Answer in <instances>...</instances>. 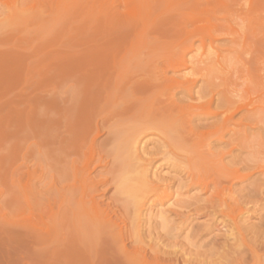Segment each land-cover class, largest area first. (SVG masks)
I'll list each match as a JSON object with an SVG mask.
<instances>
[{
	"label": "rangeland",
	"instance_id": "1",
	"mask_svg": "<svg viewBox=\"0 0 264 264\" xmlns=\"http://www.w3.org/2000/svg\"><path fill=\"white\" fill-rule=\"evenodd\" d=\"M17 6L30 17L19 13L20 19L7 22L9 7ZM0 30V39L11 44L0 47V264H86L63 241L61 215L63 146L84 132L77 166L91 172L89 193L96 198L87 204L89 214L107 210L128 251L151 247L174 250L180 262L224 263L218 257L234 244L229 235L235 232L230 221L214 215L220 212L211 202L214 175L186 160L188 146L179 144L171 126L184 123L196 136L186 137L187 144L200 143L210 165L241 175L252 165L248 154L264 151V0H0ZM225 99L241 107L227 124L218 107ZM169 101L179 113L167 120L152 117L149 104ZM133 138L145 143L149 180L160 186L139 213L133 212L139 189L125 160ZM222 187L238 198L248 193L236 180L222 179L217 189ZM241 207L244 212L233 215L248 241H258L264 210Z\"/></svg>",
	"mask_w": 264,
	"mask_h": 264
},
{
	"label": "bare ground",
	"instance_id": "2",
	"mask_svg": "<svg viewBox=\"0 0 264 264\" xmlns=\"http://www.w3.org/2000/svg\"><path fill=\"white\" fill-rule=\"evenodd\" d=\"M28 1V0H27ZM31 2V1H30ZM9 6V5H8ZM16 6V5H15ZM12 7V6H11ZM18 7V6H17ZM14 7V9L12 10L9 7L8 10V14H9V18L7 17L5 20L8 22V20L12 17L14 18H19L20 19V15L19 13L22 15L21 18H26L30 17V15L28 13H25L26 10L25 9H21L20 7ZM135 9V8H134ZM133 9V10H134ZM141 9V7H140ZM145 8H143L144 10ZM146 10V9H145ZM28 11V10H27ZM142 11V9H141ZM2 13V12H1ZM23 13H24V17H23ZM139 16L140 13L138 12ZM29 15V16H28ZM149 15V14H148ZM2 16V15H1ZM19 16V17H17ZM137 18V17H136ZM139 18V19H140ZM12 19V18H11ZM10 19V20H11ZM18 19V20H19ZM4 20V21H5ZM17 20V19H16ZM15 20V21H16ZM14 21V19L12 20ZM21 21V20H20ZM142 21V19H141ZM141 21H139L141 23ZM6 22V23H7ZM5 23V24H6ZM11 23V22H9ZM13 23V22H12ZM11 23V24H12ZM14 25V24H13ZM6 26V25H5ZM9 27V26H8ZM10 27H12L10 25ZM10 30V29H9ZM1 31V30H0ZM9 32V31H8ZM12 32V30H11ZM13 34V32H12ZM11 34V35H12ZM15 35V34H14ZM8 36H10V32L8 33ZM1 37V34H0ZM232 37V36H231ZM14 38V37H13ZM248 38V37H247ZM33 39V38H32ZM241 39V38H240ZM7 40L9 41V38H1L0 39V47L2 46H6L9 47L10 42H7ZM13 42V39L10 40ZM18 41V40H17ZM23 41V40H22ZM9 43V45H8ZM20 43V42H19ZM18 44V43H17ZM8 45V46H7ZM13 45V44H12ZM16 45V44H14ZM19 45V44H18ZM61 45V44H60ZM17 47V45H16ZM21 47V46H20ZM62 47V46H61ZM5 48V47H4ZM4 48H0V49H4ZM11 51L13 47H10ZM15 48V47H14ZM24 48V47H23ZM8 49V48H7ZM6 49V50H7ZM19 49V48H18ZM21 50V49H19ZM77 50V49H76ZM18 51V50H17ZM20 52V51H19ZM14 53V52H13ZM12 54V53H11ZM17 54L18 53H14ZM54 55V54H53ZM260 55V53H259ZM20 56V55H19ZM18 56V57H19ZM111 57V56H110ZM31 58V57H29ZM54 58V57H53ZM57 58V56L55 55V59ZM125 58V57H124ZM123 58V59H124ZM53 59V60H55ZM108 59V58H107ZM37 60V59H35ZM249 60V59H248ZM61 61V60H60ZM39 62V60L37 61ZM36 62V63H37ZM46 62V61H45ZM56 62V61H55ZM249 61H247L246 63L248 64ZM252 62V59H251ZM250 62V63H251ZM52 63V62H51ZM59 63V62H58ZM253 63V62H252ZM27 65V64H26ZM50 65V64H49ZM55 66V64H53ZM61 65V64H60ZM249 68L251 69V64H249ZM53 66V67H54ZM58 66V65H57ZM121 66V65H120ZM123 67H125L124 65H122ZM51 67V66H50ZM51 67V68H53ZM118 67V66H117ZM122 67V68H123ZM48 68V67H47ZM60 68V67H59ZM119 69V68H118ZM253 69V67H252ZM256 69V68H255ZM251 71V70H250ZM255 71L256 70H252ZM251 71V72H252ZM115 73V72H114ZM122 73V72H121ZM126 73V71L124 72ZM132 73V72H131ZM128 75V74H127ZM135 75V74H134ZM251 75V74H250ZM253 77V76H252ZM113 78V77H112ZM128 78V77H127ZM130 78V77H129ZM159 79V77H158ZM102 80V79H101ZM157 80V79H156ZM154 80V81H156ZM160 81V80H159ZM167 81V80H166ZM129 82V81H128ZM150 82V81H149ZM157 82V81H156ZM193 81H191L192 83ZM249 82V80H248ZM101 83V81L99 82ZM130 83V82H129ZM144 83V82H143ZM164 83V82H163ZM202 83V82H201ZM114 84V83H113ZM118 84H122L119 83ZM151 84V83H150ZM149 84V85H150ZM80 85V84H79ZM101 85V84H99ZM98 85V86H99ZM106 85V84H105ZM148 85V83H147ZM183 85V84H182ZM190 85V84H189ZM127 86V85H125ZM135 85L133 84V88ZM138 86V85H137ZM144 86V85H143ZM187 86V83H186ZM78 87V86H77ZM100 87V86H99ZM98 87V88H99ZM109 87V85H108ZM122 87V86H121ZM130 87V86H129ZM153 88L155 87L154 85L152 86ZM82 88V87H81ZM91 88V87H90ZM137 88V87H136ZM152 88V89H153ZM190 88V86L188 87ZM101 89V87H100ZM109 89V88H108ZM112 89V88H110ZM115 89V88H113ZM149 89V88H148ZM202 89V87H201ZM204 89V88H203ZM80 90V89H79ZM78 90V91H79ZM90 90V89H89ZM105 90V89H104ZM122 90V89H121ZM133 90V89H132ZM81 91V90H80ZM93 91V90H92ZM101 91V90H100ZM103 91V90H102ZM110 91V90H109ZM145 91V90H144ZM150 91V90H149ZM148 91V92H149ZM91 92V91H90ZM111 92L114 93V91L111 90ZM147 90L145 91V93L143 95H146ZM203 92V91H201ZM206 92V91H205ZM238 92V91H237ZM135 93V92H133ZM140 93V92H139ZM208 93V92H207ZM102 94V93H101ZM105 94V93H103ZM107 94V93H106ZM111 93H109L110 95ZM118 94V93H117ZM204 94V93H203ZM82 95V94H81ZM84 95V94H83ZM121 95V94H120ZM86 96V95H85ZM111 96V95H110ZM110 96L109 98L107 97L106 100H110ZM76 97V96H75ZM88 97V96H87ZM95 97V96H94ZM99 97V96H98ZM100 98V97H99ZM119 98V97H118ZM80 99V97H79ZM93 99V98H92ZM101 99V98H100ZM103 99V98H102ZM122 99V98H121ZM138 99V98H137ZM82 100V99H81ZM89 100V99H88ZM105 100V101H106ZM139 100V99H138ZM221 100V99H220ZM219 100V101H220ZM86 101V100H85ZM95 101V100H94ZM93 101V102H94ZM107 101V102H108ZM112 101V99H111ZM114 101V100H113ZM141 101V100H139ZM224 102V100H222ZM81 102V101H78ZM84 102V100H83ZM105 102V103H107ZM110 102V101H109ZM143 102V101H141ZM166 102V101H165ZM251 102V101H250ZM92 103V101H91ZM98 103H99V99H98ZM117 103V102H116ZM132 103V102H131ZM140 103V102H139ZM160 103V102H159ZM164 103V102H163ZM219 103V102H218ZM217 103V104H218ZM76 104V103H75ZM81 104V103H80ZM85 104V103H84ZM89 104V103H88ZM108 104V103H107ZM133 104V103H132ZM161 104V103H160ZM158 103H151L150 105V113L153 115L152 117L157 118L158 117L160 119H170L173 116V111L175 113V110H177L176 105L173 102H168L167 104H162V106H157L160 105ZM216 104V103H215ZM216 104V106H217ZM220 104V103H219ZM104 105V104H102ZM131 105V104H130ZM129 105V106H130ZM235 102L232 100H228L225 99V102L218 105L219 108H221L223 111L221 112V115H226V123L227 124L229 121H231L232 117L234 116V114H236V112H238L237 110H239V108H235L234 107ZM71 106V105H70ZM69 106V107H70ZM77 106V105H76ZM89 106V105H88ZM86 106V107H88ZM132 106V105H131ZM134 106V105H133ZM78 107V106H77ZM80 107H82V105H80ZM105 107V106H103ZM111 107V106H110ZM128 108V107H126ZM133 108V107H132ZM79 109V108H78ZM131 109V108H130ZM144 109V108H143ZM148 109V108H147ZM235 113L232 112V110ZM87 110V109H86ZM96 110V109H94ZM104 110V108H103ZM129 110V109H128ZM132 110V109H131ZM142 110V109H141ZM78 111V110H77ZM76 111V113H77ZM93 111V109H92ZM99 110H97L98 112ZM135 111V110H134ZM148 111V110H147ZM178 113L180 110H177ZM176 111V112H177ZM71 112V111H70ZM79 112V111H78ZM86 112V111H84ZM96 112V113H97ZM101 112V111H99ZM75 113V112H74ZM94 113V111H93ZM126 114L127 110L125 111ZM181 113V112H180ZM71 114V113H70ZM68 113V116L70 115ZM99 114V113H98ZM101 114H103L101 112ZM89 116L92 117V115L88 114ZM124 115V114H123ZM172 115V116H171ZM74 116V115H73ZM97 116V115H96ZM136 116V115H135ZM143 116V115H142ZM141 116V117H142ZM150 116V115H149ZM217 116V115H214ZM72 117V115H70V118ZM98 117V116H97ZM74 118V117H72ZM95 118V117H94ZM151 118V117H150ZM79 119V118H78ZM91 119V118H90ZM89 119V120H90ZM67 120L70 122L69 118L67 117ZM73 119H71L72 121ZM75 120V118H74ZM73 120V122H74ZM80 120V119H79ZM78 120V121H79ZM86 120V119H85ZM95 120V119H94ZM66 121V120H64ZM77 121V120H75ZM91 121V120H90ZM94 123V122H92ZM91 123V124H92ZM65 124V122H64ZM78 124V123H77ZM89 124V123H87ZM176 125V124H175ZM171 126V132L173 131V133L175 135H177V140H179V144L181 145H187L188 149L185 151L188 156L186 158V160H188V162H192L194 160H196L194 167L202 170L205 172V175H208L210 172L214 175V179L211 180V183L213 184L214 189L216 190L215 192V197L214 199L212 198L211 202L215 203L213 206H217L218 209H220V212H214V215L220 214L224 219L226 218L228 221L231 222V229H233V232L231 235H229V237L232 238V241H234V244L231 243V246H227V250L225 252V248H222L221 250L223 251L224 249V256L218 257L219 259H225V261H223L224 263L218 262L217 260H214V262L216 261V263H213V261L208 262V260H203V261H199L197 262H192V261H187V260H182L180 262L179 258L177 257V254H175L173 251H171L172 253H167V252H159L156 250H153L151 247L148 248V250L143 249L142 247H139L138 249H136L133 252H130L127 250L125 242H124V238L122 235V231L121 230H116V228L114 229L115 226L118 225H114L113 226V222H111V218L108 215L107 210H100L98 211H94L93 214H89L90 209H88L87 204L88 202L95 203V196H92V194H90L89 192L92 189L91 186H93V182L91 180V172L90 170H88L87 168L85 169H81L77 166V161L79 158V153L82 150V146H84V139H83V134L86 133L84 132L83 134H81L82 136H80V134H78V136L75 138V140H73V142L71 143V140H66V142L64 144H66L65 146H63L65 148V152H64V174H63V180H64V210L61 213V215L63 214V231H64V238L63 241L65 242V244L69 247V248H73L75 249L77 252H81L84 256V261L86 264H108L110 261H119L121 262L120 264H264V229L262 227V229H260V225L264 226V213L260 215V219H259V224L257 228V225L255 224V226L253 225V229L256 227L258 229V233H259V239L257 238L258 241L255 242H249L248 241V237L246 238V235L242 232L241 227L238 224V216H234L233 212L239 211L240 214H242L244 212V208L241 207V205L243 206H247V205H254V208H259L261 210H264V151L263 150H259V151H255L252 153H249L248 155L250 156V158H252L251 163L252 165H245V167L243 169L247 170L246 174L241 175L239 173L238 170H230L227 169L223 166H215L213 164L210 165V162L206 161L207 159V155L200 150L201 144L193 142L192 144H187V142H191L188 140H185L186 137L189 138L191 137V139L195 138V134L194 132L191 130V128L184 126V123H179V125L176 126ZM187 125V124H186ZM66 126V124L64 125ZM68 126V125H67ZM72 126V125H71ZM74 126V124H73ZM83 126V125H82ZM88 126V125H87ZM70 126H68L69 128ZM81 127V126H80ZM85 127V126H84ZM225 127V126H224ZM66 128V127H64ZM68 128H66L67 130H69ZM76 127H74L75 129ZM79 128V127H78ZM70 129H73L70 127ZM84 129V128H83ZM226 129V128H225ZM170 130V129H169ZM66 131V130H65ZM74 131V130H73ZM85 131V130H84ZM67 132V131H66ZM72 132V130L70 131ZM74 132H78V130L74 131ZM73 132V133H74ZM81 132V131H80ZM244 132V131H243ZM90 133V132H89ZM66 134H71V133H66ZM77 134V133H75ZM173 134V135H174ZM73 135V134H71ZM90 135V134H89ZM64 136V135H63ZM74 136V135H73ZM72 136V137H73ZM172 136V135H171ZM174 137V136H172ZM243 137L246 138V136L244 135ZM96 138V137H95ZM68 139V138H67ZM70 139V138H69ZM72 139V138H71ZM88 139V138H86ZM85 139V141H87ZM190 139V138H189ZM190 139V140H191ZM241 138H235V141H238ZM95 140V139H94ZM94 140L92 142H94ZM87 143V142H86ZM129 143V140H128ZM63 145V144H62ZM145 143H143L142 141H139L137 138H133V141H131L127 146H126V153L128 157H125V160H127L126 158L129 159L130 161V168L133 169L132 173L134 174V178L133 180H135L136 184H137V188L139 189V193L138 195H134V201H133V205L135 210H133L134 213H139V209L146 206L150 200L151 197H149L148 195L150 193H155L158 188L160 187H156L155 185H153L152 181L149 180V167L151 165V160H146L144 157H142V155H145L146 153L144 152V147ZM84 148V147H83ZM185 148V147H184ZM183 148V149H184ZM93 149V148H92ZM203 149V147H202ZM123 150H121L122 152ZM208 151V150H207ZM125 152V151H124ZM206 152V151H205ZM207 153V152H206ZM146 156V155H145ZM212 157L213 156H209ZM215 157V156H214ZM216 158V157H215ZM102 159V158H101ZM217 159V158H216ZM255 161H254V160ZM215 160V159H214ZM63 161V160H62ZM217 161V160H216ZM103 162V161H101ZM126 162V161H125ZM127 163V164H128ZM246 163V162H244ZM193 164V163H190ZM153 169L154 166H153ZM160 169V168H159ZM194 170V169H193ZM131 171V170H130ZM196 171V170H195ZM99 172V171H98ZM102 172V171H101ZM110 174V172H108ZM107 173V174H108ZM155 173V172H154ZM153 173V174H154ZM157 176L158 174H154L153 176ZM98 176V174H97ZM209 176V175H208ZM190 177L194 178L195 175L193 173H190ZM199 177V176H197ZM158 178V176H157ZM205 178V176H200L198 179L199 181L203 180ZM99 179V178H98ZM153 179V178H152ZM160 179V178H159ZM222 179H229L230 181L236 180L239 183H245L247 187L243 188L242 191H244V189H247L248 193L246 194H242L239 198L238 197H234V195H232L233 193H231V189L230 188H226V187H222L220 190H218V186L221 185ZM90 182V183H89ZM227 182V181H226ZM96 183V182H95ZM94 183V184H95ZM101 183V182H99ZM107 180L105 179V181H103V184H106ZM224 183V182H223ZM228 184V182H227ZM233 185V184H232ZM235 185V184H234ZM95 187V186H94ZM205 188L208 187L207 184L204 185ZM233 187V186H232ZM101 188V187H100ZM125 189H127L128 191H133V193L137 190L132 186H126ZM90 190V191H89ZM96 190V189H95ZM197 190V189H196ZM228 191L227 193H225V191ZM94 191V190H93ZM96 192V191H95ZM255 197L257 199V201L255 200ZM88 198V200H87ZM252 199H254V201H252ZM97 203V202H96ZM154 201L151 203L153 204ZM99 205V204H98ZM132 205V204H131ZM96 206V205H94ZM108 206V205H107ZM161 206V205H160ZM206 206V205H204ZM208 206V205H207ZM206 206V207H207ZM93 207V206H92ZM98 207V206H97ZM156 207V206H155ZM154 207V208H155ZM205 207V208H206ZM211 207V206H210ZM209 207V208H210ZM214 207V208H215ZM133 208V206H132ZM133 208V209H134ZM162 208V207H161ZM160 208V210H161ZM101 209V208H100ZM105 209V208H104ZM107 209V207H106ZM213 209V208H212ZM109 210V209H108ZM224 210H227L228 212L225 213ZM102 211V212H101ZM148 211V210H147ZM159 211V210H158ZM249 209H246L245 212H248ZM144 212V211H143ZM146 212V211H145ZM209 212V211H208ZM133 213V214H134ZM213 213V212H212ZM230 213L233 215L231 216ZM148 214V213H147ZM211 214V213H209ZM245 214V213H244ZM160 215V212H159ZM162 215V212H161ZM208 215V214H207ZM248 215V214H247ZM136 216V214H135ZM220 216V217H221ZM259 216V215H258ZM243 217V216H242ZM114 218V217H113ZM244 218V217H243ZM161 219V218H160ZM223 219V220H224ZM163 220V218H162ZM226 220V221H227ZM225 221V223H226ZM240 221H241V217H240ZM164 222V221H163ZM166 222V221H165ZM208 222V221H206ZM219 222V221H218ZM171 223V222H170ZM223 224V222H221ZM220 223V224H221ZM224 223V224H225ZM215 224V223H214ZM228 224V223H226ZM230 224V223H229ZM249 224V223H248ZM161 225V223H160ZM213 225V224H212ZM199 226V225H198ZM247 226V225H246ZM228 227V226H226ZM196 228V227H195ZM194 228V229H195ZM250 228V227H248ZM132 229V228H131ZM167 229V228H166ZM226 229V228H225ZM231 229H229L230 231H232ZM262 230V231H259ZM133 230V229H132ZM255 231V230H254ZM226 232V231H225ZM257 232V231H256ZM193 233V232H192ZM226 234V233H225ZM230 234V232H229ZM138 235V234H137ZM186 235V234H185ZM248 235V234H247ZM258 235V234H257ZM255 234V236H257ZM191 236V235H190ZM227 236V235H226ZM250 236V235H249ZM254 236V235H253ZM254 236V237H255ZM63 237V236H62ZM228 239L226 240L227 242L230 241ZM262 238V239H261ZM136 239L137 236H136ZM190 239V238H189ZM188 239V240H189ZM211 239V238H210ZM252 239V237H251ZM261 239V240H260ZM105 241L107 243H105ZM138 240H136L137 242ZM63 242V243H64ZM109 242V244H108ZM138 242H141L140 240ZM208 242V241H207ZM206 242V243H207ZM218 242V241H217ZM132 243V242H131ZM205 243V244H206ZM230 243V242H229ZM192 244L194 245V243L192 242ZM191 244V245H192ZM204 244V245H205ZM225 244V243H224ZM223 244V245H224ZM215 245V244H214ZM221 245V244H220ZM172 246V245H171ZM176 246V245H175ZM225 246V245H224ZM223 246V247H224ZM172 248V247H171ZM183 249V247H182ZM217 249V248H216ZM162 250V249H161ZM165 250V249H164ZM181 250V249H180ZM132 251V250H131ZM168 251V250H167ZM176 251V250H175ZM65 252V251H64ZM180 252V251H179ZM188 252V250H187ZM181 253V252H180ZM66 254V253H65ZM73 254V253H72ZM190 254V253H189ZM223 254V252L221 253ZM51 255V254H50ZM53 255V253H52ZM81 255V254H80ZM202 255V254H201ZM67 256V255H66ZM189 256V255H188ZM191 256V254H190ZM199 256V255H198ZM204 256L206 257L205 253ZM82 257V256H81ZM203 257V258H205ZM210 257V256H209ZM207 257V258H209ZM181 258V257H180ZM183 258V257H182ZM83 259V258H82ZM202 259V258H201ZM210 259V258H209ZM199 260V259H198ZM196 260V261H198ZM65 261V260H64ZM75 261V260H74ZM81 262V261H80ZM78 262V263H80ZM56 263V261H55ZM72 263V262H71ZM77 263V262H76ZM66 264V263H65ZM74 264V263H73Z\"/></svg>",
	"mask_w": 264,
	"mask_h": 264
}]
</instances>
